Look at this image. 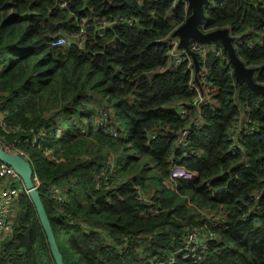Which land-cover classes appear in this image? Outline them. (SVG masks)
<instances>
[{"label": "trees", "instance_id": "obj_1", "mask_svg": "<svg viewBox=\"0 0 264 264\" xmlns=\"http://www.w3.org/2000/svg\"><path fill=\"white\" fill-rule=\"evenodd\" d=\"M64 1L65 6L56 0H0V111L17 129L6 139L27 155L39 180L37 191L63 263V250L80 264L163 260L185 231L202 224L196 209H206L223 211L227 229H212L215 239L205 259L195 263L176 256L172 264H264V194L252 199L264 177V96L236 83L225 51L218 41L210 42L221 49L219 56L205 58L216 102L202 108L189 157L181 160L197 177L174 188L159 186L146 173L166 179L172 133L186 124L171 104L193 95L184 66L169 65L166 48L156 43L183 22L182 5L171 8L173 0ZM210 5L206 29L226 28L239 35L235 53L264 85V0H212ZM117 16H134L137 23L109 26L97 34L99 21ZM81 25L86 37L81 47L48 46L56 36L76 34ZM238 105L255 124L242 142L245 169L241 155L227 149V130L238 117ZM102 110L116 127V137L78 128ZM117 121L125 128L119 130ZM39 130L44 135L32 142ZM122 145L132 147L124 158ZM32 158L39 161L38 170ZM48 185L60 189L63 202L48 193L42 200L41 190ZM148 188L157 213L146 214V206L136 200L137 189L146 193ZM255 205L257 213L248 221L237 219ZM49 211L57 214L54 226ZM43 249L54 264L34 208L21 198L11 234L0 248V264H37Z\"/></svg>", "mask_w": 264, "mask_h": 264}, {"label": "built area", "instance_id": "obj_2", "mask_svg": "<svg viewBox=\"0 0 264 264\" xmlns=\"http://www.w3.org/2000/svg\"><path fill=\"white\" fill-rule=\"evenodd\" d=\"M60 6H65L64 0H56ZM212 0H209V5L205 9L203 22L199 25L200 30L204 33L213 31L215 29H206V11L210 9ZM181 4L183 7V21L187 15V3L185 0H173L171 8ZM83 23L84 20H81ZM137 23V19L134 16H117L109 20L102 19L95 27V31L98 35H101L105 28L113 25H125L132 26ZM179 26V25H178ZM170 29L165 35L156 40L157 44L163 45L166 48L167 63L171 66L183 65L187 72L188 78L186 81V87L193 93L190 99H183L174 101L171 104L173 111L176 115L186 120V124L173 131L174 136L171 153L168 157L167 176L166 180L169 186L174 188L179 181H190L197 177L195 171L189 170L184 167L181 160L189 157L190 146L189 140L192 137L194 131L198 130L201 126V110L204 106L215 104L216 88L208 80V71L205 66V58L207 55L219 56L221 49L215 46L213 43H199L190 40L187 44V50L178 47V38L173 36V31L178 27ZM226 29V28H225ZM227 34L230 37L231 44L235 50L236 46L240 43L239 35H232L228 29ZM84 25H81L79 31L72 36H56L48 42V46L51 48H63L68 46L81 47L86 37L84 35ZM252 42L248 41V46H251ZM191 53L196 61V65L193 64ZM252 69V68H251ZM254 71V70H253ZM254 78V74H253ZM255 79V78H254ZM238 117L233 125L227 130V149L230 153H238L241 155L240 167L245 169L247 167L246 159L242 157L243 139L251 135L255 129V124L245 115V108L238 105ZM106 112V111H105ZM103 110L102 112H95L88 119H84L78 128H82V131L87 130L88 127L92 129L100 130L102 133L116 137V127L112 125L109 117ZM17 129L14 126H10L6 123L4 115L0 111V146L6 152L15 153L27 160V155L19 150L12 142L7 141L6 136L16 132ZM161 134H164L166 129L159 130ZM166 134V133H165ZM44 135L43 130H39L32 134L30 140L35 142L38 137ZM155 134H151L150 138H153ZM55 137L60 136V130L56 129L54 133ZM48 156L47 152L44 154ZM112 156L108 158L110 163ZM32 170V168H31ZM31 182L34 188L40 187L39 180L32 170ZM208 188V183H204ZM47 193L49 198L56 202H63L64 198L58 187L53 185L47 186ZM264 194V177L261 179L260 188L252 195L254 201H258ZM27 197V192L24 189L20 177L14 172V170L0 162V248L2 243L9 237L12 231V225L14 217L16 215L19 200ZM136 200L146 206L145 213H157L159 210L156 207L155 202L152 200L150 194L143 193L139 189L136 192ZM59 208L56 209V211ZM196 212L202 219L200 226L193 225L182 235L180 243L177 247L166 256L163 260L156 258H142L140 264H172L176 256H180L182 259L191 258L193 262H199L205 259V253L207 251V245L209 242L215 239V235L212 229H227L226 216L223 211H209L206 209H196ZM257 213V207L247 206L241 214L238 216L239 221H248L253 215Z\"/></svg>", "mask_w": 264, "mask_h": 264}, {"label": "water", "instance_id": "obj_3", "mask_svg": "<svg viewBox=\"0 0 264 264\" xmlns=\"http://www.w3.org/2000/svg\"><path fill=\"white\" fill-rule=\"evenodd\" d=\"M187 9L190 11L185 20L173 31V36L178 38V47L187 50V44L190 40L199 43H209L218 41L221 48L225 51L227 61L231 68V74L236 83L244 82L254 95L264 96V85L259 84L253 78V69L246 67L237 57L231 44L230 37L226 29H215L209 32L200 30V21H203L205 9L209 5V0H185ZM206 6V7H205ZM193 59L194 66L196 61L194 56L189 53ZM0 162L10 166L20 177L21 183L27 192V198L32 204L36 218L44 234L45 241L54 264H64L61 254L57 248L50 223L48 221L45 209L40 200L38 191L31 182V167L28 161L21 156L6 152L0 146Z\"/></svg>", "mask_w": 264, "mask_h": 264}, {"label": "rangeland", "instance_id": "obj_4", "mask_svg": "<svg viewBox=\"0 0 264 264\" xmlns=\"http://www.w3.org/2000/svg\"><path fill=\"white\" fill-rule=\"evenodd\" d=\"M202 22L203 21H200V24ZM206 44H209V43H206ZM253 74H254V71H253ZM257 96H262V95H257ZM110 106H112V103H110ZM74 119H76V117H72L71 119L65 121L64 124L61 126L62 127V130L65 131L66 130V127L68 125H70L71 121L74 120ZM117 123H118V129L119 130H121L122 128L123 129L125 128V125L123 124L122 121H117ZM121 149H123L122 152H120L122 158H124L125 155H130L132 153V147H131V145H122ZM32 161H33L34 168L36 170H38L39 169V161L36 160L35 158H32ZM146 178L148 180H152L155 184H157L159 186H164L167 189L170 187L169 186V183L167 182V180L165 178H162L159 175H154V172L153 173L151 171L150 172H147L146 173ZM41 192H42L41 193L42 194V197L41 198L45 202V196H46L47 190L46 189H43V190H41ZM151 192H152V189L151 188H148V190H147L146 193L147 194L148 193L151 194ZM48 215H49L50 221L52 223V226H54V220L56 219L57 214L49 211L48 212ZM85 227H86V229H90V228L91 229H93V228L96 229L97 228L95 226H90L89 224H85ZM97 229L99 230V228H97ZM63 251H64L63 252V257H64V259H65V261H66L67 264H80L78 262V260H77L76 255H72L71 253H68L65 250H63ZM37 264H51V262H50V260H49V258L47 256V253L45 252L44 249L43 250H38Z\"/></svg>", "mask_w": 264, "mask_h": 264}]
</instances>
